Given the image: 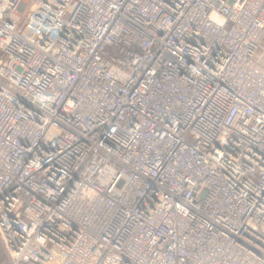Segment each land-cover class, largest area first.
Here are the masks:
<instances>
[{"label":"built area","instance_id":"2783aa9c","mask_svg":"<svg viewBox=\"0 0 264 264\" xmlns=\"http://www.w3.org/2000/svg\"><path fill=\"white\" fill-rule=\"evenodd\" d=\"M9 264H264V0H0Z\"/></svg>","mask_w":264,"mask_h":264},{"label":"rangeland","instance_id":"374dc122","mask_svg":"<svg viewBox=\"0 0 264 264\" xmlns=\"http://www.w3.org/2000/svg\"><path fill=\"white\" fill-rule=\"evenodd\" d=\"M26 3H29L30 0H24ZM0 264H9V257L2 241L0 240Z\"/></svg>","mask_w":264,"mask_h":264},{"label":"crops","instance_id":"0c3cea01","mask_svg":"<svg viewBox=\"0 0 264 264\" xmlns=\"http://www.w3.org/2000/svg\"><path fill=\"white\" fill-rule=\"evenodd\" d=\"M30 2V1H29Z\"/></svg>","mask_w":264,"mask_h":264}]
</instances>
